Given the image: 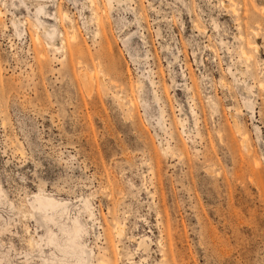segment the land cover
<instances>
[{
	"label": "rangeland",
	"instance_id": "obj_1",
	"mask_svg": "<svg viewBox=\"0 0 264 264\" xmlns=\"http://www.w3.org/2000/svg\"><path fill=\"white\" fill-rule=\"evenodd\" d=\"M263 69L264 0H0V264H264Z\"/></svg>",
	"mask_w": 264,
	"mask_h": 264
},
{
	"label": "bare ground",
	"instance_id": "obj_2",
	"mask_svg": "<svg viewBox=\"0 0 264 264\" xmlns=\"http://www.w3.org/2000/svg\"><path fill=\"white\" fill-rule=\"evenodd\" d=\"M233 8V7H232ZM233 11H235V10H233ZM65 15V14H64ZM52 35V34H51ZM71 38L72 39H74L75 38V35H74V33H72V35H71ZM242 49V48H241ZM242 53L243 54H245L246 55V52H245V50L244 51H242ZM247 56H248V54H247ZM264 70V69H263ZM81 74H83V78L84 79H82V80H84V82H85V86H86V88L89 90L90 88H91V86H92V81H91V75H92V73H91V75L87 72V71H85L84 73H80V75ZM81 77V76H80ZM82 78V77H81ZM81 80V81H82ZM83 82V81H82ZM84 85V84H83ZM84 86V87H85ZM122 104V103H121ZM236 121V120H235ZM238 124V123H237ZM237 126V125H236ZM243 136V135H242ZM40 195H38V197H36V200L38 201V203H39V205L40 206H43L45 209H49V208H55V207H57V206H59V205H61L60 203V201H56L54 198H48V197H42V196H40ZM34 208V207H33ZM58 208V207H57ZM33 212H34V210H33ZM79 243V245L81 246V248L77 251H72V252H70L72 255L71 256H73L74 257V262H69V261H65V264H76V263H78V264H89L90 263V261L88 260V258H87V256H84V254L86 253L85 252V250H84V248H82V244H81V242H78ZM47 264H53L52 263V261L50 262V263H47ZM57 264V263H56ZM97 264H108L107 263V261H105V260H103V259H100V260H98V263Z\"/></svg>",
	"mask_w": 264,
	"mask_h": 264
}]
</instances>
